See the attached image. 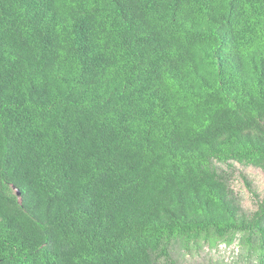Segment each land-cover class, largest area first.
Masks as SVG:
<instances>
[{"label": "trees", "instance_id": "trees-1", "mask_svg": "<svg viewBox=\"0 0 264 264\" xmlns=\"http://www.w3.org/2000/svg\"><path fill=\"white\" fill-rule=\"evenodd\" d=\"M233 163L264 172V0H0V264H264Z\"/></svg>", "mask_w": 264, "mask_h": 264}, {"label": "rangeland", "instance_id": "rangeland-1", "mask_svg": "<svg viewBox=\"0 0 264 264\" xmlns=\"http://www.w3.org/2000/svg\"><path fill=\"white\" fill-rule=\"evenodd\" d=\"M219 171L241 209L247 214L253 213L258 202L264 199V172L237 163L220 165ZM238 239L237 235L232 241L215 244L205 241L188 245L175 243L170 257L174 264H257L254 254L239 247Z\"/></svg>", "mask_w": 264, "mask_h": 264}, {"label": "water", "instance_id": "water-1", "mask_svg": "<svg viewBox=\"0 0 264 264\" xmlns=\"http://www.w3.org/2000/svg\"><path fill=\"white\" fill-rule=\"evenodd\" d=\"M17 195H19V193H17Z\"/></svg>", "mask_w": 264, "mask_h": 264}]
</instances>
